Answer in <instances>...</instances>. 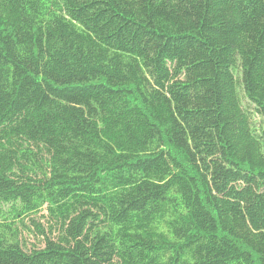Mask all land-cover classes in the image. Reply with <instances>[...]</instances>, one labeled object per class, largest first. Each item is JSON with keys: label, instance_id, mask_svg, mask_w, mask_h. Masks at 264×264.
<instances>
[{"label": "trees", "instance_id": "obj_1", "mask_svg": "<svg viewBox=\"0 0 264 264\" xmlns=\"http://www.w3.org/2000/svg\"><path fill=\"white\" fill-rule=\"evenodd\" d=\"M0 219V264H264V0H0Z\"/></svg>", "mask_w": 264, "mask_h": 264}, {"label": "rangeland", "instance_id": "obj_2", "mask_svg": "<svg viewBox=\"0 0 264 264\" xmlns=\"http://www.w3.org/2000/svg\"><path fill=\"white\" fill-rule=\"evenodd\" d=\"M44 212H38L36 214L28 215V217H22L18 220H15L16 223H21V225H18V229L20 231V241L21 243L29 244L31 246L38 245L40 239H42V234L40 231H44L46 234L50 230V222H48L44 218ZM10 215L6 216V221L9 222L11 220H8ZM1 220V219H0ZM18 221V222H17Z\"/></svg>", "mask_w": 264, "mask_h": 264}]
</instances>
